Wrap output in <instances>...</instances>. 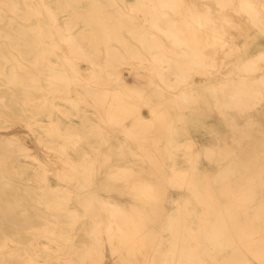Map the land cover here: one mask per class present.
<instances>
[{"label":"bare ground","instance_id":"bare-ground-1","mask_svg":"<svg viewBox=\"0 0 264 264\" xmlns=\"http://www.w3.org/2000/svg\"><path fill=\"white\" fill-rule=\"evenodd\" d=\"M30 1L33 2V0H24V6H21L14 0H0L1 21L5 17L12 24L9 29L11 32H7L0 27V38L4 37L8 45L17 50L21 59H27L28 55H33V64H42L48 54H56L58 47L55 43L51 44L50 49L45 45L50 35H52V29L55 28L60 32L65 31L64 42L68 47L70 56L73 59H84L88 64V71L94 72L95 69H104L110 74L112 73V76H116V79L120 77L119 74H123L121 70L123 68L129 67L137 70L138 73L147 71L151 75L153 83L160 87L164 86L168 90H173L179 86L191 84V76L189 75L191 70L208 67L206 62L207 50H217L216 47L218 45L216 44L218 42L223 43L228 48L240 50L237 43L234 45L227 44V39H224V35L213 27L217 22L228 24V22L232 21L233 15H226L222 13V10L232 5L235 0H216L220 6L219 10H214L206 5L202 13L192 5L188 6L185 0H134L129 4L127 10L123 7L124 0H106L105 3L101 0H84L90 2L93 22L96 23L98 21L99 23L94 26L88 24L91 26V34H82L79 38L75 36L73 31L81 21H85L80 20L82 16L75 13L76 18H70L62 27L58 21L57 11L47 5L45 0H38L41 8L43 6L47 12L46 24L41 8L34 3H30ZM73 1H65L66 10L72 12L77 10L76 1ZM107 7L114 8L115 17L107 12ZM229 9L234 12H242L245 19L249 20L248 22H252L258 30L264 32V5H261L259 0H238V6ZM176 19L183 20L186 23L194 21V23L189 26L185 24L186 26L181 28L174 23L177 21ZM20 21L28 23V25L22 27V32H15L13 25ZM107 21H116L120 28L118 30L113 29V25L109 28ZM141 21L144 24H140ZM47 25L51 28L49 30L50 34L47 30L49 29ZM98 26L102 27L98 28ZM123 26L126 27L131 40L121 36V32L124 31ZM97 32L105 39L103 40L106 44L105 48L97 46L99 44ZM89 36L95 38L93 50L97 53L103 52L105 54L103 62L97 61L90 51L91 47L85 45V41ZM161 36L173 41L175 47L171 49L165 46L160 40ZM200 43L206 44L200 45ZM211 43H213V46H211ZM70 60H72L70 57H66L63 64L70 65ZM256 63L258 62L255 59H251L247 62V65L242 67L246 70H251L250 68ZM23 68L24 65L21 62L6 60L3 67L0 68V81L10 86L11 90L16 86H22L25 89H29L30 86L43 89L40 86L41 79L38 76H33L32 82L34 84L32 85L29 79L27 80V78L19 75L18 71L21 72ZM96 80L101 83L103 78L98 77ZM244 80L245 78L242 80L243 84L245 83ZM60 81L70 83L74 80L64 76L60 77ZM48 82L53 85L56 83L55 81ZM5 98L6 96H3L2 100ZM25 98L30 102H34V104L23 103L21 104V110L18 112H14L13 107L3 101L0 109V118L13 121L12 117L16 115L19 116V121L24 126L33 129L34 127H31L28 122L29 120L21 117L32 115L35 118L45 114L47 97L46 95L31 96V94L25 93ZM102 98V95L98 97L99 100ZM144 100H151V97L144 98ZM33 105L37 109L29 112L26 107ZM135 105L134 108H123L122 105L121 122H127V119H130V127L134 132H138L141 128L149 134L148 130L152 126L151 122L139 116L138 104ZM195 115L198 116V114ZM50 122L55 124L54 120ZM69 135L72 145H78L81 140L79 133L70 131ZM102 143L106 145L107 142L103 141ZM41 145L48 148L57 147L42 141ZM194 145L190 141L181 144L187 151L192 152L193 160L196 158L194 156ZM154 154L159 155V152L155 150ZM33 159L42 166V161L38 157L33 156ZM2 162H5V159ZM65 163L69 166L63 175L58 173V169H49L48 172L54 171L58 178L62 177L69 183L75 182L78 185V191L74 192L69 189L67 191L68 194L63 196L57 186H48V194L54 197L55 203L53 206H48V208L57 212L60 209V203L72 202L71 207L66 210L69 220L60 221L55 216L54 220L48 225L28 223L23 228L24 234L21 231L5 230L4 225L0 224V264H47L46 262L50 260H54L58 264H79L80 262L86 264L88 260L106 258L119 261L120 263L117 264H219L220 257L226 252L229 253L224 257V260L232 262L239 258H245L247 250L259 260V263L264 264V248L250 247L248 245L249 243L253 245L264 244V220L262 219L264 217V204L257 206L255 209L257 214L254 221L247 225L257 229L251 233V235H254V239L250 240L248 238L250 237V232H248L247 236L244 232L235 231L236 226L241 225V223H237L233 219L230 221L223 219V215L219 214L218 205L215 204V192L211 188H206L205 200H203L199 192H196L193 194L195 198L192 203L189 200L179 203L178 215H171L164 221L165 229L172 236L167 240L170 247L166 249L161 247L150 248L148 247L150 243H163L164 240H153L148 236L147 231L151 229V223L154 219L151 220L152 216L145 212L146 208L145 210L138 206L127 208L123 204L106 199V197L90 190V187L94 185L91 178L93 169L90 167V161L86 157L78 161L73 159L65 160ZM136 175L138 173L134 168L115 166L112 171H105L103 185H106L108 178L111 177L126 180L129 183ZM178 175L184 184L187 183L189 185L196 182V179L186 174ZM41 176L44 175L41 174ZM5 178L6 176L3 175L1 179ZM128 183L127 185H129ZM154 184V182L143 180L136 184L135 190H129L130 194L148 201L150 205L152 203L150 210L152 212L158 209L156 203L159 201L157 195L160 185ZM84 189L89 190L84 191ZM193 203L200 205L204 203V212L212 214V222H209V216L206 213H204V218H202L201 213L197 216L200 223V227L197 230L190 228L187 220L192 210L198 212L197 209H200L201 211V207L195 208ZM1 209L2 207L0 206ZM21 210L25 218H28V209L23 207ZM103 211L109 213L107 221L103 219ZM34 213L36 218L43 217L38 210ZM86 219L93 220L94 229L102 228L108 233L110 232L111 235L105 239L110 245L109 247H99L96 245L98 242L95 241L94 244V241H91V245L83 243L84 246L81 248L72 245L62 250L57 249L53 256H51L49 250L44 251L38 247L40 238L43 235H53L55 229H75L79 223H81L82 228H85ZM114 229L118 232H114ZM233 232H237L235 237ZM25 234L32 235L33 239L28 241L25 237H22ZM207 234L209 236H206ZM73 240L74 238L62 236L58 240L51 239L54 242L64 243H71ZM238 243L244 244L245 247H238ZM53 249L55 248L53 247ZM105 251L111 252L112 255L107 257L103 254Z\"/></svg>","mask_w":264,"mask_h":264},{"label":"rangeland","instance_id":"rangeland-1","mask_svg":"<svg viewBox=\"0 0 264 264\" xmlns=\"http://www.w3.org/2000/svg\"><path fill=\"white\" fill-rule=\"evenodd\" d=\"M14 1L19 3L21 6H24V0ZM65 1L73 0H45L47 5L57 11L58 21L62 27L70 20V18H76L75 13H77L82 16L80 20L85 21H81L78 26L75 27L73 31L75 36L79 38L82 34L90 35L91 26L88 24L94 26L96 23H99L98 21L94 23V19L91 18L93 13L91 14L90 12V2L75 0L77 10L72 12L65 9ZM101 1L105 3L106 0ZM133 1L134 0H124L123 7L127 10V7ZM185 2L188 6L192 5L200 13L204 11V6L206 5L212 7L214 10L220 9L216 0H185ZM30 3H34L36 6L41 8L38 0H33V2L30 1ZM234 6H238V0H235L232 2V5L222 10V13H225L226 15H233L230 24L235 21H237L236 23L239 25L248 24L249 20L245 19L242 12H234L229 9ZM106 10L109 14L115 17L114 8L107 7ZM41 11L47 24V12L43 6ZM174 23L183 28L186 26L185 24L189 26L192 25L194 21L186 23L183 20H177ZM140 24H144V22L141 21ZM11 25L12 24H10L5 17L2 21L0 18V27L2 29L7 32H11L9 31ZM25 25H28V23H24L22 21L18 23L16 22L13 25V29L15 32H22V27ZM107 25H109V28L113 25V29L117 30L120 28L116 21H107ZM251 25H253L252 22ZM48 27L49 29L47 30L49 32L51 28L50 26ZM101 27L102 26H98V28ZM123 28L124 31L121 32V36L131 40L126 27L123 26ZM236 30H240L242 33L241 37L244 38L246 37V31L249 30L250 32L252 28H240ZM51 32L52 35H50V38L47 40L45 45L50 49L51 44L55 43L58 50L56 54H48L42 64H33V55H28L27 59H21L17 50L11 48L4 37L0 38V68L3 67L6 60L21 62L22 65H24V70L22 69L21 72L18 71L19 75L27 78V80L29 79V82L32 85L34 84L32 82L34 78L33 76L36 75L41 79L40 86L43 87V89H38L30 86L29 89H25L22 86H16L13 90H11L10 86H7L0 81V109L3 101H5L4 103L10 104L13 107L14 112L21 110V104L23 103H27L28 105L34 104V102H30L25 98V93H29L31 96L46 95L47 97V101L45 102V114H41L35 118L32 115L21 117L22 119L29 120L28 122L31 124V127H34L33 129L24 126L19 121V116H13V121H7L4 120V118H0V206L2 207L0 210V224L4 225L5 230L15 232L21 231V233L24 234L23 228L26 227L28 223L48 225L52 222V220H54L55 216H57V219L60 221L69 220L66 210L71 207L72 202L58 203L60 205V209H58L57 212L49 210L48 206H53L55 203L54 197L48 194V186H57L60 194L64 196L65 194H68L67 191H69V189L77 192L78 185L75 182L69 183L62 177L58 178L54 171L48 172V170L58 169V173L63 175L69 166L65 163V160L73 159L78 161L83 157H86L87 160L90 161V167L93 169V175L91 178L93 179L94 185L90 187V190L106 197V199L114 202L118 201L117 203L122 202L120 204L125 205L127 208L131 206H138L144 208V210L146 208L147 211L145 210V212L152 216L151 220L154 219L151 223V229L147 231L148 236L153 240H164L163 243H150L148 247H161L162 249L170 247L167 240L172 236L163 225L164 221H166L172 214H170L168 209L163 206V202H165L163 201V199L165 200V196L163 197L165 188L162 185L158 187L159 192L157 199H159V201L156 203L158 209L153 212L150 211L152 203L150 205L148 201L136 197L129 192V190H135L136 184L143 180H148L154 182L155 184L157 181H164L165 179L163 180L160 178L159 171V168L163 165L164 160L160 154H154V151H157V149L151 141L150 134H147L141 128L138 132H134V130L130 127V119H127V122H121L122 105L123 108H134V106H136L135 104H138L139 116L141 118H144L141 114V110H143L144 107L151 106L154 99L162 98V100H176L180 108V106L186 101L185 90L189 85L179 86L173 90H168L164 86L160 87L153 83L152 77L149 73H147V71H140L141 73H138L137 70L129 67L121 69L123 74L120 72L121 75L119 74L120 77L118 79H116V76H112V73L110 74L104 69H95L94 72H90L88 71V64L84 59H73L70 56L68 47L64 42V38L66 36L65 31L60 32L53 28ZM97 35L99 43L97 46L105 48L106 44L105 41H103L105 39L102 38L99 32H97ZM94 40L95 38L89 36L85 41V45L92 48H90V51L97 61L103 62L105 54L103 52L97 53L93 50ZM160 40L165 44V46L171 49L175 47L173 41L168 38L161 36ZM240 41L241 40L239 39H236L235 41L227 39V44L234 45L236 43L238 44ZM210 42H212V40H210ZM205 44L200 43V45ZM211 44L210 45L213 46V43ZM220 50L233 51L232 48L230 49L226 46H223ZM66 57H70L72 59L70 60V65L63 64ZM206 62L208 64L206 69L211 68V70H217V61L213 62L207 59ZM210 63H215V68L210 66ZM190 72L198 74L190 78V81L193 79V82H191V86L189 87L191 91L187 93L188 101H197L199 103L198 106L200 107L202 97L200 86L201 78H203V75H201L202 69L197 68L191 70ZM26 73L28 74L27 76ZM64 76L70 77L75 82L72 81L68 83L66 81H60V77ZM98 77L103 78L101 83L96 80ZM48 81H55L56 83L53 85ZM193 88L194 90H192ZM101 95L103 98L99 100L98 97ZM3 96H6L4 100H2ZM150 97L151 100H144V98ZM26 109L29 112H33L37 108L33 105L27 106ZM195 114H198V112H192V120H194L193 122L200 124L202 115L199 113L198 116H196ZM52 120L55 121V124H51L50 121ZM70 131L79 133L81 136V140L76 146H73L71 143L69 135ZM41 141L46 144L51 143L57 147L48 148L46 146H42ZM103 141L107 142L106 145L102 143ZM176 150L180 153L181 151L184 153L187 152L189 155L188 161H190L191 164L195 165L198 161L197 156L199 151L195 146L194 156H196V158L194 160L192 159L194 158L192 156V152L185 150V148L179 146ZM9 156H11V158H9ZM33 156L38 157L42 161V166L33 159ZM104 157H106V159H104ZM4 159L5 162H2ZM117 160H122L124 163L128 161L129 165L133 166L131 168H134L138 175L132 178L129 183L126 180L111 177L108 178V183L103 185L104 173L106 171L105 168L112 169L113 163ZM41 174L44 176H41ZM3 175L6 176L5 179H1ZM190 177L197 180L195 172L192 173ZM156 179L157 181H155ZM211 182L212 178L210 180V188L216 195H218L217 186L213 187ZM127 183L129 185H127ZM213 184L217 185V176L214 178ZM191 185L192 187H188L187 189V195L180 196L181 199L175 203V208L173 207L172 209V215H174L175 211L178 215L179 203L185 202L186 200H189V202L192 203L195 198L193 194L196 192H199L201 195L202 188L200 186V182L197 180L195 184L193 183ZM88 190L89 189H84V191ZM23 207H26L29 211L28 218H25V215L21 213V209ZM193 207L199 208L201 205L193 203ZM36 210L40 211L43 217L36 218L34 213ZM197 210L198 212H194V214L189 213L188 215L190 228L196 230L200 227L197 216L201 213L200 209ZM205 213L209 216V222H212V214H209L206 211ZM120 214L122 215V213ZM256 214L257 212L255 211L254 215L256 216ZM102 216L105 221L109 219V213L106 211L102 212ZM155 216L158 218L155 219ZM262 219L264 220V217ZM236 221L237 223L239 222L238 220ZM252 221H254V219L251 221H242L241 225L236 226L235 231L240 233L244 232L247 236L248 232H250V237L248 238L250 240L254 239V235H251V233L257 229L247 226ZM85 222V228H82L81 223H79L75 229H55L53 231V235H43L40 238V244L38 247L44 251L49 250L51 256L54 255L56 252L55 250L57 249L62 250L66 247H71L72 245L81 248L84 246L83 243L91 245V241H94V244L95 241L98 242L96 245L99 247H109L110 245L105 239L107 236L111 235L110 232L108 233L102 228L94 229L92 219H86ZM115 231L118 232L114 229V232ZM168 232L170 235H166ZM207 232L209 231L207 230ZM58 236L60 238L61 236L65 238H74V240L71 243L51 241L53 238L58 240ZM206 236H209V234ZM22 237H25L28 241L33 239L32 235L27 234ZM248 245L250 247L256 246L264 248V244L253 245L252 243H249ZM237 246L240 248L245 247L244 244L241 243H238ZM53 247L55 249H53ZM103 254L107 257L112 255L109 251H105ZM220 259H222L221 263L223 264L224 255L220 257ZM237 261H240V264H261L259 263V260H257L248 250L245 253V258H239ZM46 263L58 264L54 260H50ZM117 263L120 262L110 258L86 261V264ZM79 264L82 263L80 262ZM232 264H234V262Z\"/></svg>","mask_w":264,"mask_h":264},{"label":"crops","instance_id":"crops-1","mask_svg":"<svg viewBox=\"0 0 264 264\" xmlns=\"http://www.w3.org/2000/svg\"><path fill=\"white\" fill-rule=\"evenodd\" d=\"M259 2L264 5V0ZM236 22H217L213 26L224 35V39L241 40L238 43L240 50L221 51L224 45L220 42L216 44L217 50H207V59L217 61L218 66L217 70L201 68L200 107L197 101H188L189 84L184 94L186 101L180 108L176 100L161 98L154 99L151 106L141 110L143 119L151 122V141L164 160L159 171L160 178L165 180L155 181L165 188L163 206L170 214H173L172 209L180 196H186L188 187H192L184 184L178 174L190 176L194 172L202 188L203 200L205 189L211 187V178L214 187L213 180L217 176L215 204L224 220L251 221L255 219L257 206L264 204V32L250 22L245 25ZM240 28L252 30H247L243 38L241 31L236 30ZM251 59L258 63L246 70L242 66ZM209 65L215 68V63ZM196 74L190 72L189 75L194 77ZM193 111L202 115L200 124L193 122ZM189 141L199 151L195 165L188 161L187 152L176 150ZM115 166L133 167L122 160L113 163V168ZM113 168H106V171ZM201 207L204 218V203ZM191 214H194L193 210ZM236 234L233 232L234 236ZM228 253L223 254L224 257ZM218 262L222 264V259ZM233 262L240 264L237 260H224L223 264Z\"/></svg>","mask_w":264,"mask_h":264}]
</instances>
